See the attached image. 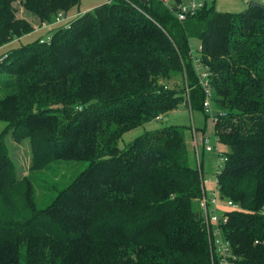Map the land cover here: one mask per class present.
<instances>
[{"label":"trees","instance_id":"obj_1","mask_svg":"<svg viewBox=\"0 0 264 264\" xmlns=\"http://www.w3.org/2000/svg\"><path fill=\"white\" fill-rule=\"evenodd\" d=\"M80 3L0 0V48L21 43L0 52V264H213L186 127L119 145L185 103L208 120L192 38L225 112L219 180L240 205L224 226L230 264H264V4L206 2L181 22L161 0H105L53 27ZM42 28L48 38L21 42ZM24 142L26 174L13 153ZM71 162L86 166L69 176Z\"/></svg>","mask_w":264,"mask_h":264},{"label":"built area","instance_id":"obj_2","mask_svg":"<svg viewBox=\"0 0 264 264\" xmlns=\"http://www.w3.org/2000/svg\"><path fill=\"white\" fill-rule=\"evenodd\" d=\"M164 4L175 14L177 19L181 22L187 20L190 16L196 14V12L202 8L207 0H182L177 2L176 0H161ZM247 3L251 4L253 0H246ZM67 17L61 12L58 14L57 20H65ZM56 20V21H57ZM202 49L200 43L199 52ZM194 54L191 50V55L194 59L197 72L200 77V82L204 88L206 98L204 101V107L208 114V124L212 128V131L208 129L202 130L195 126L193 121L192 124V144L196 149L197 162L202 178V194L198 199L200 214L203 217L205 228L210 241L211 254L213 264H230L232 259H236V255L233 253L231 241L225 236L224 226L229 221V210L240 208L237 202L232 199L226 198L222 194V187L219 180V174L225 168V164L228 160L224 150L220 147V140L217 134L216 125L219 118L225 115L223 110H219L213 105V92L210 83V72L207 67L204 66L200 56ZM189 93V89L187 88ZM193 117V116H192ZM163 116H157L156 120L162 119ZM215 136L216 144L212 143V136ZM202 146L205 151L215 152L218 156L216 165L217 176L213 182V187L207 190L206 180L203 176V166L200 156L199 148ZM211 181V179L209 180Z\"/></svg>","mask_w":264,"mask_h":264},{"label":"rangeland","instance_id":"obj_3","mask_svg":"<svg viewBox=\"0 0 264 264\" xmlns=\"http://www.w3.org/2000/svg\"><path fill=\"white\" fill-rule=\"evenodd\" d=\"M105 0H81V3L79 6H76L73 8L69 14L66 20H61V21H56L53 20L52 22L56 21L55 24H53V27L57 28L59 25H64L67 22H69L74 14H77L78 12H85L88 10L93 9L96 5L101 4ZM253 1H258L262 4H264V0H253ZM209 4H213L216 8V10L221 11V12H242L245 9L248 8L250 5L249 3L246 2V0H207ZM16 6H20L19 2L16 3ZM19 16L22 14L25 15L23 12V7H19L18 11ZM67 16V14L65 15ZM30 20L35 22V17H30ZM49 28H42V29H36V32H33L31 34H28L24 36L21 39L22 43H26L29 41H32L34 39H37L41 36L48 38L49 35H47ZM38 30V31H37ZM21 43L18 41L11 43L10 45H7L6 47L0 48V52H4L6 50H10L12 47H16L20 45ZM190 46L191 50L193 53L196 55L199 52V47H200V41L197 38H192L190 40ZM177 82L181 85L183 79L181 77H176ZM193 116V117H192ZM193 121L195 123V126L198 128H204L209 122L205 117V114L203 111L200 110H194L191 111V108L185 103L180 106L178 112H174L172 115H170V120H155L146 126L138 127L136 129H133L129 132H126L120 141L119 145L121 148H124L127 144L132 142L137 136L141 135L146 129H153L156 127H161V126H166L171 123H177L180 125H183L186 127V145H187V155L190 160V164L195 167L199 168L198 162H197V153L196 149L192 144V124ZM6 123L0 120V132L3 130L5 127ZM209 127V126H208ZM206 127L205 129H208ZM209 131H212V128L209 127ZM212 143L215 145L216 144V139L215 136L213 135L212 138ZM220 147L222 149H226L227 147L224 146L223 144H220ZM200 151V156L202 160V166H203V176L204 179L206 180V187L207 190H210L213 187V182L217 176V171H216V165L218 161V156L215 152H208L205 151L202 146L199 148ZM13 153L14 157L17 161L19 170L23 173L26 174L27 170L30 166L31 163V151H30V145L27 142L20 143V144H13ZM70 166L69 171H71L70 175L72 173H79L82 171L86 164L82 162H71L70 164H64ZM211 179V181H209ZM39 191H37V194L39 196ZM197 206V204H196Z\"/></svg>","mask_w":264,"mask_h":264},{"label":"water","instance_id":"obj_4","mask_svg":"<svg viewBox=\"0 0 264 264\" xmlns=\"http://www.w3.org/2000/svg\"><path fill=\"white\" fill-rule=\"evenodd\" d=\"M263 4L262 3H260V2H258V1H253V3H252V6L253 7H257V6H262ZM169 119V117H165V120H168Z\"/></svg>","mask_w":264,"mask_h":264},{"label":"crops","instance_id":"obj_5","mask_svg":"<svg viewBox=\"0 0 264 264\" xmlns=\"http://www.w3.org/2000/svg\"><path fill=\"white\" fill-rule=\"evenodd\" d=\"M178 110H179V109H178ZM178 110H175L174 112H178ZM174 112H172L171 115H172ZM169 118H170V117H169Z\"/></svg>","mask_w":264,"mask_h":264}]
</instances>
